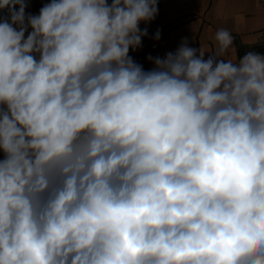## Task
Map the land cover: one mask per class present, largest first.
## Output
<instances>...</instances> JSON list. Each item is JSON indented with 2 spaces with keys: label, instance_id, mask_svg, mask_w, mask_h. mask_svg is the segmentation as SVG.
<instances>
[{
  "label": "clouds",
  "instance_id": "obj_1",
  "mask_svg": "<svg viewBox=\"0 0 264 264\" xmlns=\"http://www.w3.org/2000/svg\"><path fill=\"white\" fill-rule=\"evenodd\" d=\"M27 7L0 0V264H264V55L218 60L222 29L144 71L157 0Z\"/></svg>",
  "mask_w": 264,
  "mask_h": 264
},
{
  "label": "crops",
  "instance_id": "obj_2",
  "mask_svg": "<svg viewBox=\"0 0 264 264\" xmlns=\"http://www.w3.org/2000/svg\"><path fill=\"white\" fill-rule=\"evenodd\" d=\"M50 2L28 0L26 13L36 15ZM0 15L7 17L8 14L5 10ZM139 27L141 31L146 28L147 35L141 38L140 48L130 49L129 56L144 71L155 67V58L163 59L168 53H175L185 41L189 47L204 49L207 60L217 50L215 34L222 29L231 33L233 45L218 60L238 62L241 59L238 42L246 46V52L255 48L256 53L264 55V0H164L158 6L156 17L141 22ZM157 31L159 39H156ZM2 159L4 153L0 150Z\"/></svg>",
  "mask_w": 264,
  "mask_h": 264
},
{
  "label": "trees",
  "instance_id": "obj_3",
  "mask_svg": "<svg viewBox=\"0 0 264 264\" xmlns=\"http://www.w3.org/2000/svg\"><path fill=\"white\" fill-rule=\"evenodd\" d=\"M238 46H239V53H240V56L241 58L248 52H246V46H244L243 44L239 43L238 42ZM250 52H255L256 53V49H251Z\"/></svg>",
  "mask_w": 264,
  "mask_h": 264
},
{
  "label": "built area",
  "instance_id": "obj_4",
  "mask_svg": "<svg viewBox=\"0 0 264 264\" xmlns=\"http://www.w3.org/2000/svg\"><path fill=\"white\" fill-rule=\"evenodd\" d=\"M157 2H158V6H160L161 4H163L164 3V0H157ZM39 14V12L36 14V15H38ZM29 32L31 31V29L29 28V30H28ZM26 35H28V32H26Z\"/></svg>",
  "mask_w": 264,
  "mask_h": 264
}]
</instances>
